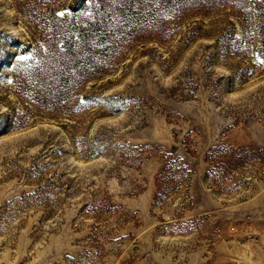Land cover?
<instances>
[{
  "label": "rangeland",
  "instance_id": "rangeland-1",
  "mask_svg": "<svg viewBox=\"0 0 264 264\" xmlns=\"http://www.w3.org/2000/svg\"><path fill=\"white\" fill-rule=\"evenodd\" d=\"M0 264H264V0H0Z\"/></svg>",
  "mask_w": 264,
  "mask_h": 264
},
{
  "label": "snow or ice",
  "instance_id": "snow-or-ice-1",
  "mask_svg": "<svg viewBox=\"0 0 264 264\" xmlns=\"http://www.w3.org/2000/svg\"><path fill=\"white\" fill-rule=\"evenodd\" d=\"M21 60L26 59V57H20Z\"/></svg>",
  "mask_w": 264,
  "mask_h": 264
}]
</instances>
